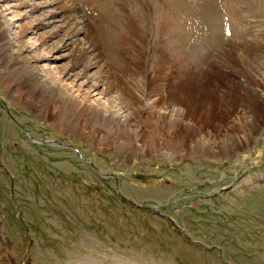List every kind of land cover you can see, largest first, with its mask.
Instances as JSON below:
<instances>
[{"label":"rangeland","instance_id":"obj_1","mask_svg":"<svg viewBox=\"0 0 264 264\" xmlns=\"http://www.w3.org/2000/svg\"><path fill=\"white\" fill-rule=\"evenodd\" d=\"M25 1L45 6L32 12L27 6L11 9L13 51L57 33L62 20L57 0ZM130 1L134 15L159 5V0ZM173 2L161 12L172 17L180 63L196 67L198 75L199 69L220 68L222 51L232 50L258 69L248 75L264 79V0ZM16 4L5 0L0 12ZM57 34L23 52L19 61L32 66L31 84L35 70L54 80L67 71L71 61L60 56L69 52L49 51L63 39ZM80 70L61 85L70 89L83 81V95L98 71L88 70L79 80L75 74ZM4 86L0 82V264H264V123L252 128L249 138L233 130L251 115L212 113L206 118L208 107L198 102L197 138L189 136L182 146L170 124L167 131L174 137L160 142L169 153L186 154L170 159L154 151L147 135L156 128L145 125L146 119L141 132L147 151L134 143L133 151L123 152L111 130L90 132L79 121L82 129L69 132L67 124L74 120L55 123L57 105H49L40 118ZM190 87L185 81L182 91L196 96ZM108 98H116L115 90ZM155 100L151 95L147 101ZM238 138L246 144L224 153ZM190 148L198 154H190Z\"/></svg>","mask_w":264,"mask_h":264},{"label":"bare ground","instance_id":"obj_2","mask_svg":"<svg viewBox=\"0 0 264 264\" xmlns=\"http://www.w3.org/2000/svg\"><path fill=\"white\" fill-rule=\"evenodd\" d=\"M4 1L0 0V9ZM17 1L18 4L6 7L0 12V82L5 85L6 92L11 93L15 100L18 99L25 106L34 109L40 118L53 103L57 105L58 112L55 123L65 126L67 123H64V119L71 117L74 121L67 124L69 132L82 129L79 121L90 132L98 131L101 127L106 129L105 132L111 130L109 132L121 141L119 146L123 152L133 151L134 143L141 144L144 151H147L148 142L143 139L141 132L146 119L145 125H154L156 128L154 135H147L155 147L154 151L170 159L185 158L186 154L169 153L160 142L166 136L174 137L167 131L170 124L177 133L176 142L182 146L189 136L197 138L200 130H195L194 127L200 121L198 102L208 107L206 118L212 113L220 116L241 114L244 119L249 118L246 114L251 115V120L232 127H235L234 132H242L249 135V138L252 136L251 129L264 123V79H255L248 75L258 69H253L252 61L246 55L235 54L232 50L222 51L220 68L210 65L212 67L203 72L198 68V75L194 73L196 67L180 63L178 44L172 36V17L169 12H161L162 7L165 11L171 4L174 5L173 0H163V4L159 0L158 6L151 5L148 14L136 11L137 15L130 10V0H63L64 3L57 0L62 18L57 33L63 34V39L50 46L49 51H68L67 55L60 57L69 58L71 62L67 71L60 72L55 80L48 72L35 70L31 74L35 77L34 84H31V76L28 75L32 66L30 67L29 62L19 61L23 52L42 47L59 36L55 32L45 33L37 45L32 44L28 48L17 46V50L13 51L14 45L9 42V37L16 26L12 20L7 19V15L14 12L11 9L27 6L32 12L45 6L35 3L29 5L25 0ZM84 8L90 13L87 14ZM39 25L45 23L41 22ZM105 53H108L106 59ZM78 67L81 70L75 76L79 80L86 76L88 70L95 68L98 71L96 82L83 95V81L73 84L77 87L76 90L74 86L69 89L61 85L62 80L71 78L73 70ZM221 67L227 68V71ZM202 74L204 77L197 79ZM185 81L191 85L190 88L194 87L196 96L192 94V97H187L188 93L182 91ZM34 88L39 92L37 97ZM15 89L19 90V94H14ZM113 90L116 98L110 100L108 97ZM74 93H77L76 96ZM151 95L156 100L149 104L147 100ZM164 131H167V135H164ZM128 138L132 140L130 143L125 142ZM245 144V140L238 138L224 153L232 152ZM197 150L190 148L188 151L190 154H198Z\"/></svg>","mask_w":264,"mask_h":264}]
</instances>
